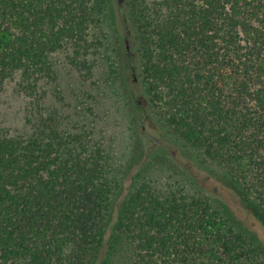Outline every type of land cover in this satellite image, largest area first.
<instances>
[{"label":"trees","instance_id":"16d2710c","mask_svg":"<svg viewBox=\"0 0 264 264\" xmlns=\"http://www.w3.org/2000/svg\"><path fill=\"white\" fill-rule=\"evenodd\" d=\"M127 3L146 97L131 126L156 119L188 168L234 189L264 227V0ZM112 19L110 0H0V90L16 79L30 126L0 128V264H264L257 235L171 169L159 152L170 143L139 150L133 134L128 175L109 177L87 128L62 127L44 104L52 56L90 73Z\"/></svg>","mask_w":264,"mask_h":264},{"label":"rangeland","instance_id":"374dc122","mask_svg":"<svg viewBox=\"0 0 264 264\" xmlns=\"http://www.w3.org/2000/svg\"><path fill=\"white\" fill-rule=\"evenodd\" d=\"M148 5L152 0H146ZM128 0H110L112 9L113 29L100 36L96 49H91L89 61L91 72L70 64L66 55L68 51L61 50L52 56L56 81L43 83L45 90L44 104L49 109H55L60 117L61 126L67 129L87 128L94 142L100 144L108 157V176L115 170H126L129 159L128 147L136 136V148L143 146L148 149L156 140L170 143L165 150L159 149L166 156L171 169L176 172L184 170L196 188L213 202L229 208L230 215L237 224L254 232L264 243V227L252 216L242 204L234 189L207 170L191 167V156H185L183 150H178V144L156 126V119L148 116L138 124L131 126L128 114L138 116V106L146 101L140 91V65L137 51V40L131 34V27L123 25L122 18L129 11ZM128 18V17H127ZM101 34L99 25L93 26L88 36L95 42L94 34ZM129 45L126 49V42ZM116 58V63H114ZM112 64V66H111ZM115 70L118 71L119 78ZM123 92L134 95L133 102L128 97V103ZM28 98L22 94L16 84V79L8 80L0 90V128L9 134L18 135L30 130L25 121ZM165 151V152H164ZM187 164V165H186ZM202 169L204 167L202 166ZM128 175V171L126 170ZM177 173V172H176ZM133 174V173H130ZM129 174V176H130ZM128 176V177H129ZM166 176V175H165ZM164 176V177H165ZM127 180V179H126ZM169 180L175 181L171 176Z\"/></svg>","mask_w":264,"mask_h":264},{"label":"water","instance_id":"95a60500","mask_svg":"<svg viewBox=\"0 0 264 264\" xmlns=\"http://www.w3.org/2000/svg\"><path fill=\"white\" fill-rule=\"evenodd\" d=\"M120 2H121V0H118V3H120ZM125 42H126V49L128 50L129 45H128L127 41H125Z\"/></svg>","mask_w":264,"mask_h":264}]
</instances>
